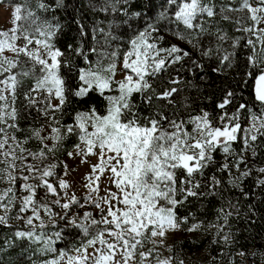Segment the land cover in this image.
I'll return each instance as SVG.
<instances>
[{
	"label": "snow or ice",
	"instance_id": "snow-or-ice-1",
	"mask_svg": "<svg viewBox=\"0 0 264 264\" xmlns=\"http://www.w3.org/2000/svg\"><path fill=\"white\" fill-rule=\"evenodd\" d=\"M234 3L36 0L35 9H5L0 225L11 228L16 219L30 227L13 233L28 241L14 257L16 240H4L0 264H151L156 249L143 250L145 241L164 245L169 232L204 229L189 205L206 200L220 202L216 221L206 226L216 229L219 256L245 264L246 251H231L237 240L230 218L235 212L240 219L241 197L251 201L244 213L249 227L264 218V0ZM244 10L247 17L231 15ZM101 13L106 28L95 19ZM222 22L239 34L230 35ZM205 83L219 89V111L200 107L182 115L180 108L194 101H175L180 85L202 92ZM21 119L32 121L22 139ZM33 139L37 146L30 148ZM65 154L78 159L75 168L60 158ZM82 165L83 183L69 180ZM156 264L185 262L168 256Z\"/></svg>",
	"mask_w": 264,
	"mask_h": 264
},
{
	"label": "trees",
	"instance_id": "trees-1",
	"mask_svg": "<svg viewBox=\"0 0 264 264\" xmlns=\"http://www.w3.org/2000/svg\"><path fill=\"white\" fill-rule=\"evenodd\" d=\"M50 2H54V0H50ZM15 4H21L24 5H31L32 8L35 9L36 6V0H0V5H8V6H14ZM22 14H23V8H22ZM40 15L45 16L48 19L52 18V14L50 13H39ZM56 17L60 20L61 23H65V31H68L67 24L65 22V16L62 12L59 10L55 13ZM88 20H93V16L91 14H86ZM231 15H239L247 17L246 12H240L236 14ZM111 18V17H108ZM95 19H99L103 21L102 27H107V20L105 18V15L103 13L98 14ZM219 19V17H217ZM248 23H251V21H247ZM222 26L226 28V30L229 32L230 35H238L239 33H234L232 29V25L228 24L227 22H222ZM75 27V25H73ZM90 39V36H89ZM169 39H173L169 37ZM173 42H175L173 40ZM186 46V45H184ZM227 46V45H226ZM93 59L95 57H92ZM206 64H209V67H214V62H208L205 61ZM175 75V72L172 73ZM190 78V74H189ZM197 82L199 83V79L197 78ZM181 88L184 90L182 92H179L175 94L174 99L179 104V102L182 100L183 97L188 96L191 98V101H194L192 103V107L185 110L182 107L180 108L181 114L184 116H187L189 112H192L193 109L199 110L200 107H204L207 110L210 111H219L218 109H215V104L218 102L217 97L220 96L219 89L216 87V85H209L207 83L203 84V91L197 92L194 90L189 89L188 87L184 85H180ZM211 96L212 99H208V97ZM245 96H247V93H245ZM22 104V96L20 99H18L16 107L20 108ZM229 111H232L231 108L228 109ZM33 116H35V111L33 110ZM247 122V121H245ZM32 125L31 120H25L21 119L20 121V127L24 129L23 132H18L17 135L22 139L24 135L30 134L28 132L29 126ZM35 126V125H33ZM50 144V143H49ZM30 148H35L37 146V141L33 139L28 145ZM239 147V145H237ZM67 157V155H63L60 158L64 160ZM257 163H261V161L258 159ZM256 173L253 174L252 178L245 183V187L247 188L248 185L252 184V181L256 177ZM233 200L235 201V197H233ZM242 205L240 206V219L236 218L235 212H233V216L230 218L232 223V232L236 236L237 243L236 245L231 249L232 252H238L240 250H244L248 253L247 257H245V264H264V218L261 220H258L256 224L251 225L249 227L244 220V213L247 211L246 204L251 202L247 201L244 202L243 198L241 197ZM220 207V202L217 200L214 202V204H209L208 201H204L203 206H201L199 203H195L194 206L189 205V210L194 211L196 213V219L201 220L205 224V228L201 229L200 231L194 232V233H188L186 231H181L182 236L175 240L172 245V250L170 251V255L176 257L177 259H182L185 264H207V262H210L212 260V257H217L216 264H227V261L229 257L225 256L221 258L219 256V253L221 251V245L214 244L213 240L215 238V228H207V224L209 221L215 222L216 221V209ZM225 210L227 211V206L225 205ZM184 209H181V212H183ZM14 216V214H12ZM10 225H12L11 228H7L3 225H0V246L3 245L4 240L6 238H11L13 240H16L13 233L17 228L22 229L21 224L17 222L15 219L9 220ZM220 223H223V221H220ZM227 230V229H225ZM48 231H51V228H48ZM16 247H13L9 249V255L15 256L16 253L20 251L21 248L28 246V241L25 239L23 241L16 240ZM57 248L65 247V244L63 242L57 243ZM35 247V245H33ZM225 251H229V249L225 248ZM255 253V255H253ZM51 255V254H50ZM42 258H48V257H42ZM239 257H236L237 264H239ZM23 264H30V261L24 260Z\"/></svg>",
	"mask_w": 264,
	"mask_h": 264
},
{
	"label": "rangeland",
	"instance_id": "rangeland-1",
	"mask_svg": "<svg viewBox=\"0 0 264 264\" xmlns=\"http://www.w3.org/2000/svg\"><path fill=\"white\" fill-rule=\"evenodd\" d=\"M216 2L219 4L221 2V0H216ZM225 2H229V0H225ZM253 2H254V0H253ZM239 3H240V0H235V3L233 6H238ZM8 8H9L8 5H0V27L6 28V27L10 26V24H8L6 22L8 20V12L5 11V9H8ZM243 12L247 13V10H244ZM232 14H236V13H232ZM260 26L264 27V24H261ZM245 123H247V122H245ZM47 143H51V141H47ZM93 159H95V158H93ZM63 161H65L70 167H73V168H75L76 164L79 162L78 159L72 160L69 157H66ZM86 170H87V165H82V166H80V168L78 170L71 173L69 175V177H67V178L69 180H72L74 178L79 183H83L81 177ZM79 183L77 185H74L77 195H80L81 192L83 191V189L79 187ZM4 187H6V185L0 183V189H2ZM101 191H103V185L101 186ZM41 194H43V190H41ZM12 214H14V216H15L16 215L15 211H13L11 213V215ZM28 214L30 215V213H28ZM0 215H3V209H0ZM42 215H43V213H42ZM45 220L47 222L46 217H45ZM16 221L19 222V224H21L22 230H27V228L30 227V226L25 225L23 220H16ZM34 223H36L37 225L39 224L38 221H34ZM181 236H182L181 231H177L175 233L169 232L164 245H153L150 241H145L143 250L146 251L147 249L154 248V247L156 249V251L153 252V255L151 257V264H156L158 258L163 259L165 257L171 256L167 245H173V242L175 240L179 239ZM137 262H139V255L138 254H137Z\"/></svg>",
	"mask_w": 264,
	"mask_h": 264
}]
</instances>
